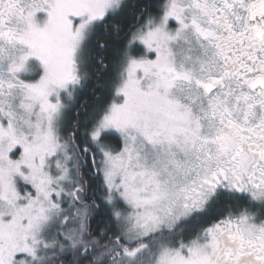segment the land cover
Instances as JSON below:
<instances>
[{
    "label": "snow or ice",
    "instance_id": "6c2138e0",
    "mask_svg": "<svg viewBox=\"0 0 264 264\" xmlns=\"http://www.w3.org/2000/svg\"><path fill=\"white\" fill-rule=\"evenodd\" d=\"M0 264H264V0H0Z\"/></svg>",
    "mask_w": 264,
    "mask_h": 264
},
{
    "label": "trees",
    "instance_id": "16d2710c",
    "mask_svg": "<svg viewBox=\"0 0 264 264\" xmlns=\"http://www.w3.org/2000/svg\"><path fill=\"white\" fill-rule=\"evenodd\" d=\"M112 43H114V41H110V46L108 48L104 50L96 51V57L97 58L103 57L105 59V62L107 63L108 58L111 55V51H112L111 44ZM99 68H100L99 64H97L95 60H93L92 65L89 69L92 72V77L89 80L87 86L79 93L77 100H76V108L73 109V112H75L77 108L80 109L81 113H83L86 109L90 110V107L95 99L93 95V86L97 84V76H96L94 69H99ZM104 75H105L104 72L101 71L100 72L101 82H102ZM113 143H115V141H113ZM99 202L100 201L97 200V203ZM93 223H95V221H93Z\"/></svg>",
    "mask_w": 264,
    "mask_h": 264
}]
</instances>
